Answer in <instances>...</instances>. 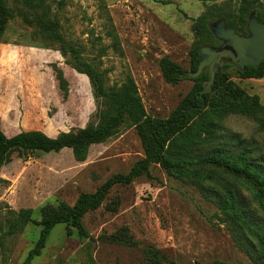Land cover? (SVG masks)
Wrapping results in <instances>:
<instances>
[{
  "label": "rangeland",
  "instance_id": "rangeland-1",
  "mask_svg": "<svg viewBox=\"0 0 264 264\" xmlns=\"http://www.w3.org/2000/svg\"><path fill=\"white\" fill-rule=\"evenodd\" d=\"M59 1L48 0L45 14L17 0H0L9 11L0 39V118L8 136L37 129L57 137L98 122L101 98L93 83L75 68L71 53L61 52V39L38 23L41 17L53 23L62 40L82 47L83 58L103 73L107 87H119L132 77L147 113L166 118L194 81L167 82L160 59L168 55L189 69L191 48L206 39L196 18L209 8L236 13L240 0ZM224 71L264 106V76L242 77L230 64ZM224 127L264 142L255 118L229 114ZM143 156L141 139L129 121L106 141L91 144L83 161L71 148L13 152L0 169V264H22L38 240L44 206H73L81 194L129 172ZM23 209L32 210L34 221L18 223L14 233H7ZM82 223L88 235L57 224L30 264H154L145 252L152 247L167 257L158 264H259L237 246L216 203L160 165L151 168L150 176L115 184L87 209ZM121 233L125 241H116L114 235Z\"/></svg>",
  "mask_w": 264,
  "mask_h": 264
},
{
  "label": "trees",
  "instance_id": "trees-1",
  "mask_svg": "<svg viewBox=\"0 0 264 264\" xmlns=\"http://www.w3.org/2000/svg\"><path fill=\"white\" fill-rule=\"evenodd\" d=\"M17 1L34 12L43 10L45 14L49 13L48 0ZM62 3L63 0H60L59 4ZM252 11L264 22V4L260 0H240L236 13H218L209 8L196 18L206 39L191 48L190 68L180 65L168 55L160 59L161 71L167 82L194 81L192 89L166 118L147 113L132 77L119 87H107L103 73L83 58L82 47L62 40L53 23L40 18L38 23L50 30L52 37L56 35L64 43L61 52L71 53L75 68L93 83L96 95L101 98L98 122L78 131L62 132L57 137L37 129L22 130L8 136L2 129L0 118V169L13 152L23 155L37 150L49 152L71 148L75 158L83 161L91 144L104 142L118 133L125 121L135 126L144 156L134 163L129 172L114 174L95 192L81 194L73 206L64 203L44 206L42 219L37 222L41 226L38 240L22 264H30L41 255L57 224L67 223L77 228L80 234L88 235L82 223L87 209L97 206L115 184L128 185L142 175L150 176L154 165H160L180 180L195 184L216 203L237 246L245 250L254 262L264 264V142L243 138L224 127L227 115L239 114L255 118L259 129L264 131V106L258 97L249 95L224 71V67L230 64L242 77L260 78L264 76V61L258 66L248 65L243 70L225 62L216 72L208 92L203 91L209 79L208 69L205 68L199 76L191 75L202 59L200 48L212 44L211 40L221 43L211 31V22L225 17L228 25L239 33H247V21ZM7 13L8 9L0 4V39L7 27ZM57 76L61 87L66 90L67 81L62 71H58ZM31 220L34 221L32 210H21L16 221L10 223L7 233H14L18 223L26 224ZM125 237L124 233L114 235L116 241H125ZM145 252L154 264L167 260L157 248L152 247Z\"/></svg>",
  "mask_w": 264,
  "mask_h": 264
},
{
  "label": "water",
  "instance_id": "water-1",
  "mask_svg": "<svg viewBox=\"0 0 264 264\" xmlns=\"http://www.w3.org/2000/svg\"><path fill=\"white\" fill-rule=\"evenodd\" d=\"M214 36L221 42L219 45H205L200 48L202 59L192 76H199L207 68L209 79L204 92L211 89L216 72L225 62H231L243 70L248 65L258 66L264 61V22L252 11L247 21V33H239L227 24L225 17H220L210 24Z\"/></svg>",
  "mask_w": 264,
  "mask_h": 264
}]
</instances>
